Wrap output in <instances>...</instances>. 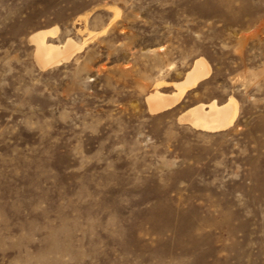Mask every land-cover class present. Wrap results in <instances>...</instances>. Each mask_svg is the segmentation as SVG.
Returning <instances> with one entry per match:
<instances>
[{"label": "rangeland", "instance_id": "374dc122", "mask_svg": "<svg viewBox=\"0 0 264 264\" xmlns=\"http://www.w3.org/2000/svg\"><path fill=\"white\" fill-rule=\"evenodd\" d=\"M53 26L87 43L42 69ZM229 96L225 129L179 120ZM0 264H264V0H0Z\"/></svg>", "mask_w": 264, "mask_h": 264}, {"label": "bare ground", "instance_id": "6f19581e", "mask_svg": "<svg viewBox=\"0 0 264 264\" xmlns=\"http://www.w3.org/2000/svg\"><path fill=\"white\" fill-rule=\"evenodd\" d=\"M110 7L116 15L119 13L115 6ZM57 31V26L43 28L33 31L28 37V40L34 45V59L42 69L69 60L75 52L80 51L87 43L86 38L77 41L71 36H66L63 40L56 42L48 39ZM208 72L209 64L207 60L203 56H199L192 62L186 73V78L174 82L176 90L172 93L161 90L167 81L157 79L153 84V89L145 95L149 111L154 113L174 105L183 98L188 88L194 87ZM237 110L238 106L235 98L229 96L222 103H218L216 99H213L207 103L200 102L193 105L179 115V120L186 121L191 126L201 130L218 131L234 123Z\"/></svg>", "mask_w": 264, "mask_h": 264}]
</instances>
